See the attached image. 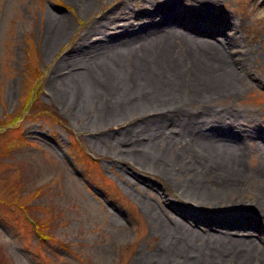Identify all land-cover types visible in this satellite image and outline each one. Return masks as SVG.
<instances>
[{
    "label": "rangeland",
    "instance_id": "374dc122",
    "mask_svg": "<svg viewBox=\"0 0 264 264\" xmlns=\"http://www.w3.org/2000/svg\"><path fill=\"white\" fill-rule=\"evenodd\" d=\"M88 1L89 8L86 0H0V264H251L241 252L209 256L190 240L181 250L164 237L155 211L199 232L207 231L204 219L242 222L247 210L264 222V0ZM165 3L178 13L175 26L161 21L171 15L160 14ZM66 19L68 33L46 51L49 28ZM144 25H153L150 32L119 49ZM190 25L218 30L208 31L232 81L226 71L197 76ZM170 26L177 37L166 47L161 33ZM118 54L124 64L115 71ZM77 71L100 87L98 107L80 111L81 93L62 95ZM113 71L129 83L117 98ZM145 73L160 80L153 93L132 85ZM223 125L242 147L238 190L226 200H179L178 181L198 171L202 181L234 189L218 170L226 167L221 156L198 145L193 132ZM151 138L168 146L163 157L141 153ZM129 140L140 144L127 149ZM175 204L203 217L180 215ZM35 224L51 238L42 240ZM249 230L261 241L252 263L264 264V228ZM210 232L224 234L215 226Z\"/></svg>",
    "mask_w": 264,
    "mask_h": 264
},
{
    "label": "bare ground",
    "instance_id": "6f19581e",
    "mask_svg": "<svg viewBox=\"0 0 264 264\" xmlns=\"http://www.w3.org/2000/svg\"><path fill=\"white\" fill-rule=\"evenodd\" d=\"M90 6H91V1L86 0V7L89 8ZM163 7L165 10H160V14L165 13L164 11H171V15L165 13V16L161 18L162 23L175 26V21H176L175 17L178 16V13H176L175 15V11L169 9V5L167 3L163 4ZM162 11L163 13H161ZM152 26L153 25H144L143 27H139L136 30L131 31L130 33H128L129 35H127L126 39H124L122 42L119 39H117L122 43V44L121 43L118 44L119 49H126L129 45V43L126 40L130 38H136V35H138V37H142L143 35L150 32ZM68 27H69L68 19L59 20L56 25H51V28H49V30L52 36L50 38V42L48 43V46H45V48L48 49L46 51H49L68 33ZM169 28H171V30L169 29L166 30L167 33L165 32L161 33V35H163L164 38L163 44L166 47H169L173 43H175V37H177V35L175 36V31L172 30L173 27L170 26ZM189 29L191 31L192 37L194 38L193 40L196 43V45H194L196 48L194 47L195 50L193 51L192 55L196 60L194 61V65H195L194 71L197 74V76L208 75L210 78L215 79V75L217 71L218 72L226 71L228 78H232L233 69L231 68L230 63L227 61L225 57L226 55H224L222 50L217 47L215 43V40L217 39L213 36V33H210V31L213 32L218 30H210V28L201 29L197 25H190ZM217 33H221V32H217ZM224 37L225 40L229 41V43L226 42L228 45L231 43H235L234 37L232 35L225 33ZM81 44L79 43L76 49H78L79 46L81 47L83 45ZM119 54L118 57H116L118 63L115 65V69H116L115 71H119L124 64ZM150 66L154 67L156 65H153L152 63ZM81 72L82 71H77L75 72L76 75H71L69 79L68 77L66 78L68 79L67 81H70L71 79L72 81L75 80L76 84L75 86L71 85V87L68 90H65L64 93H62V95L65 98L71 94L72 92L71 90L73 89L81 93L82 99L79 101V106H78L80 111L83 109V107L86 104L89 105L93 104L95 107H98V103H99L98 95L100 90L99 86H96L95 84L92 85L91 83L88 82V80L84 79L85 77H83V74ZM195 77L194 78L191 77L190 79L194 80ZM216 79L219 80V78ZM155 80H156L155 74L151 73L150 75H148L147 73H145L142 76H139L138 79L135 80L134 84L132 85L138 88L146 87V89H149V93H153V91H156L154 89H157V87L160 84V80H156V81ZM230 80L232 81L233 78ZM109 83L111 84V89L112 91H114L113 93L116 95V98L118 97V95H120V92L124 91L129 86V83H127L121 78L120 73L118 72L117 74L116 72L115 74L114 71L112 73V76L110 75L109 77ZM222 83L223 82H219L217 84V87L222 85ZM223 86H225L224 83ZM152 87H154L153 90ZM144 100L145 99H141V101ZM222 127H225V129L222 128L215 130H210V129L204 130L201 126H196L194 127L193 132H194L195 140L198 141L197 142L198 145L200 144V146H202L204 149H208L211 152H216L221 156L215 158L220 159L219 162L222 161L223 164L226 165V167L219 168L218 170L219 172H222L221 175L227 177L230 180H234V182L232 183V187L234 189L219 188L217 183L211 184L206 182L205 179L202 181L204 177L202 176L201 172L198 171L196 172L194 179H191L190 181L186 179H182L180 181L177 180L178 183H180L179 185L181 187V190L183 191L182 193L179 192L176 194L179 200L188 199L191 200L192 202L196 201L195 202L196 204L204 202L205 200H209L208 197L209 198L217 197L222 200H226L231 195L232 190L233 191L238 190L236 189V187L237 185H239V183H237V180L240 177L239 167L241 166L242 158H243V156L241 157L242 147L238 146V144L235 143L233 138H236V136L235 135L233 136L232 133L228 131V128L226 126L223 125ZM161 141H159L158 139L151 138L148 142L139 145L138 148L142 147L143 149L142 151L141 150L140 151L146 156L152 157L159 155L163 157V155H165V153L167 152L168 146L165 147L164 144L161 143ZM224 141L230 142V145L229 144L227 146L223 145ZM233 141L234 144L236 145L235 147L231 146V143ZM136 144L138 145L140 143H137L136 140H129L126 147L127 149L129 148L133 150L134 147L137 146ZM164 171L168 176H170L171 174L172 176L174 175L176 180L178 176V172L175 171L174 173L173 169L170 168H167ZM168 204L169 203L163 202L165 209L169 210ZM176 206H181V205L175 204V206H173V209L177 210L180 213V215L184 213L186 216H188L189 214L190 216H194V217L196 216L203 217V215L200 214L196 215L195 212L188 211L187 206H184L182 209H176ZM263 207L264 204L261 207L262 210L264 209ZM246 213L247 216L245 217L244 221L241 220L242 222L240 221L237 222V220L235 219L232 220V222L228 221L227 223H221V219H215V218L204 219L202 220V223L206 226L207 231L199 232L198 230H196L197 229L196 227H189L184 222H181L177 218L174 219L172 217L173 219L171 220L168 219L165 220L163 217L159 215V212L155 211V214L157 215L156 218V222L158 223L157 226H159L163 230L164 237L168 240L169 243H171V239H172L175 242V246H177L181 250H183L182 249L183 246L180 244V242L185 239V240H190L202 247L204 246L203 249L204 248L205 249L202 250L204 251L202 253H205L209 256L212 255L214 256L217 253L221 254L222 251L226 252L227 256L229 254L228 252H231L230 256L235 253L237 255V253L241 252L239 254L242 255L241 261H243L244 259L249 263L253 264L252 263L253 253L255 252L256 249L257 250L260 249L261 241L259 242L256 240L255 233L249 235L251 231L249 229L250 228L263 229L264 222L261 220L260 216H255L256 218L255 221L254 216L250 213L249 210H247ZM214 226L223 229L224 234L220 235L219 237L212 234L210 231H211V227ZM245 233L247 234L244 236ZM169 247L171 248L169 251H171L173 247L172 244H169ZM247 257L248 258L251 257V259H245ZM228 263L229 262L227 259L225 258L220 259V264H228ZM186 264H197V263L196 262L192 263L191 261H187Z\"/></svg>",
    "mask_w": 264,
    "mask_h": 264
},
{
    "label": "trees",
    "instance_id": "16d2710c",
    "mask_svg": "<svg viewBox=\"0 0 264 264\" xmlns=\"http://www.w3.org/2000/svg\"><path fill=\"white\" fill-rule=\"evenodd\" d=\"M38 93H39V89L37 88L36 89V95H38ZM34 94H35V92H34ZM32 99H33V95H32ZM34 99H35V96H34ZM30 105H31V100H30V98H27L26 99V101H25V103H24V108H23V110L25 109V110H29L30 109ZM36 229L38 230V233L41 235V238H44V239H42V240H49L51 237L49 236V235H42L41 234V232H40V225L39 224H37L36 225Z\"/></svg>",
    "mask_w": 264,
    "mask_h": 264
}]
</instances>
